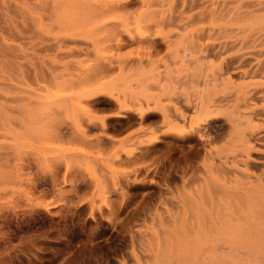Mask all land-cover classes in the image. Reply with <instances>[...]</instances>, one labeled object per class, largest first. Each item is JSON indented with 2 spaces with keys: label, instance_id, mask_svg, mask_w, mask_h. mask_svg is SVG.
Segmentation results:
<instances>
[{
  "label": "rangeland",
  "instance_id": "rangeland-1",
  "mask_svg": "<svg viewBox=\"0 0 264 264\" xmlns=\"http://www.w3.org/2000/svg\"><path fill=\"white\" fill-rule=\"evenodd\" d=\"M183 1L0 0V264H135L154 238L264 264V0ZM212 97L258 132L248 156L179 136Z\"/></svg>",
  "mask_w": 264,
  "mask_h": 264
},
{
  "label": "bare ground",
  "instance_id": "bare-ground-1",
  "mask_svg": "<svg viewBox=\"0 0 264 264\" xmlns=\"http://www.w3.org/2000/svg\"><path fill=\"white\" fill-rule=\"evenodd\" d=\"M185 1H183L182 6H184V5L186 6ZM189 2L187 1V3H189ZM194 2H196V1L192 0L193 8L195 7ZM262 3H264V2H262ZM223 5H221V6H223ZM258 5H260V4H258ZM193 8H191V10ZM216 10H217V8L214 9L213 7H209L206 5V6H203V8L200 11H198L197 15H199L202 18L211 17L212 15L215 14ZM222 10H223V8L220 9V12ZM258 10H260V8ZM164 11H165V9H164ZM168 12H169V10H168ZM178 12H179L180 17L181 16L185 17L184 20L192 19V17H194V14H191V15L183 14V12L186 13V11H183V12L178 11ZM239 14L240 13H238V15ZM168 15H169V13H168ZM177 16L178 15H176L175 17H172V18H175L177 20V18H176ZM162 17L165 18V15H162ZM178 19H179V17H178ZM199 46H201L202 48L197 53V56H195L196 58H198L199 54H200L199 58L200 57L202 58L203 56H205V54H207L208 49H209L208 44H207V46L201 45V44ZM244 63H245V61H244ZM227 65H228V63H227ZM244 65H246V64H244ZM262 65H264V64H262ZM240 66H242V62H241ZM240 66H238V68ZM258 70L261 71V73H264V67L259 68ZM258 70L256 69V72ZM225 71H228V68ZM250 71H252V70H250ZM243 73L246 74V71H244ZM249 73L250 72L248 71V74ZM208 77H209L208 75L204 76L203 73H199V74H197L196 79L198 80L199 78H201L203 80L210 81V80H213L215 78L214 75H213V78H208ZM207 78H208V80H207ZM251 92L252 91H248V92H246V94L245 93L242 94L241 95L242 100L247 102V100H249L251 98L250 97V94H252ZM223 98L226 99L225 97H223ZM185 100H186L185 104L187 106L192 105V103H193L192 101H190L188 99H185ZM223 101L219 100V99H215L212 97V98H209V100H207L206 104L201 103L200 107H199L200 116L196 119L193 118L195 120V122L192 121L193 124L195 123L196 126L197 125L198 126L195 128H192L189 131L178 132V134L181 137H186V138H188L190 140L192 139L194 141L193 151L197 154H200V151L199 150L196 151L195 149H198L197 148L198 144H202V148L205 151V153H204L205 157H208V158L212 156V153L210 152V150H206V148L208 145H212L215 141H217V139H223L225 142H230V143L234 142L237 139L242 140V145H243L245 155L248 156L250 153V150L254 149V145H252L250 143V139L258 137L259 134L255 130H250L248 137H246L245 135L247 132L241 131L240 128H242V127L239 128V126H240V124L243 123V120H241L240 118L244 117L246 113L245 112L242 113L241 111H239V108L237 109V111L234 110L235 112H239V114H237V115L235 114L234 116L233 115L228 116L227 115L228 113L226 114L227 115L226 116V115H224L225 114V112H224L223 115L226 116L225 121L227 122V125H228L227 129H226V125L224 126V123H221L219 121L220 120L219 117H222L221 113L223 110H222V108H220V106H221V103ZM246 107H248L250 109L251 115L256 114V107H251V106L249 107V105H247V104H246ZM174 113H176L175 114L176 116H175V119L174 118L172 119V117L174 115H172L170 113V110L165 109V111L163 113L164 114V122L168 123V124H174V123H176V121L178 122V120L185 121L187 119L188 115L186 116V114L182 108L176 107ZM251 118H252V116H251ZM206 129L208 132H205ZM257 139L262 141V140H264V137H262V135H261ZM206 152L209 154V156L206 155ZM233 161L235 162L237 160L233 159ZM234 162L232 164H234ZM249 165L250 164L248 162V166ZM254 166H256V165H254ZM247 169L248 168L246 166V170ZM154 239H151V240L147 239V243L144 246L145 250H146V255H145L143 260H140L139 257H137L132 251V254L135 257V264H240V261H241L240 259L243 260V258H241L242 254L239 251L241 249V247H238V248H240L239 250L236 247L237 242H239L236 240V238H154ZM253 246H255V245H253ZM248 249H249V247H248ZM244 252L247 254L248 250H247V252L244 250L242 253H244ZM250 255H249V257H251L255 261L257 260L256 257L258 256V254H257V256L255 253H253L251 256ZM248 259H250V258H248ZM257 261L259 263L260 260H257ZM255 264H257V263L255 262Z\"/></svg>",
  "mask_w": 264,
  "mask_h": 264
}]
</instances>
